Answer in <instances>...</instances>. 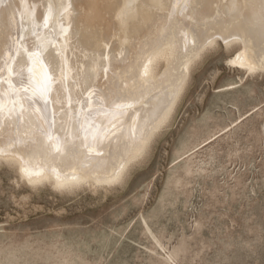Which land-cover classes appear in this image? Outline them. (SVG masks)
Here are the masks:
<instances>
[{"label":"bare ground","instance_id":"bare-ground-1","mask_svg":"<svg viewBox=\"0 0 264 264\" xmlns=\"http://www.w3.org/2000/svg\"><path fill=\"white\" fill-rule=\"evenodd\" d=\"M219 40L264 72V0H0V161L33 186L119 182Z\"/></svg>","mask_w":264,"mask_h":264},{"label":"rangeland","instance_id":"rangeland-1","mask_svg":"<svg viewBox=\"0 0 264 264\" xmlns=\"http://www.w3.org/2000/svg\"><path fill=\"white\" fill-rule=\"evenodd\" d=\"M223 43L120 183L33 186L1 160L0 264H264V72Z\"/></svg>","mask_w":264,"mask_h":264}]
</instances>
